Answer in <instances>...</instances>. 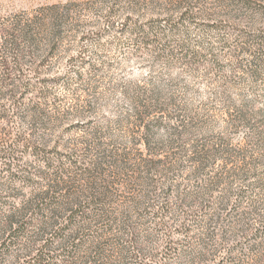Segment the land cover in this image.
I'll return each mask as SVG.
<instances>
[{
	"label": "rangeland",
	"instance_id": "374dc122",
	"mask_svg": "<svg viewBox=\"0 0 264 264\" xmlns=\"http://www.w3.org/2000/svg\"><path fill=\"white\" fill-rule=\"evenodd\" d=\"M189 1L192 15L182 0H0V148L30 140L11 145L9 160L0 152V215L63 175L56 205L77 199L88 211L91 191L105 190L110 219L130 210V257L118 261L105 235L108 264H226L233 245L239 264H264V237L242 249L264 227L243 213L254 201L264 215V0ZM58 4L72 11L57 38L41 31L33 43L18 40V51L5 43ZM236 202L245 208L210 238L205 213ZM106 224L90 226L99 233ZM112 233L129 239L117 223ZM88 240L53 243L51 263L67 251L93 255ZM24 241L1 264H28L37 246Z\"/></svg>",
	"mask_w": 264,
	"mask_h": 264
},
{
	"label": "trees",
	"instance_id": "16d2710c",
	"mask_svg": "<svg viewBox=\"0 0 264 264\" xmlns=\"http://www.w3.org/2000/svg\"><path fill=\"white\" fill-rule=\"evenodd\" d=\"M124 1L135 5L143 3L144 1L155 2L156 0ZM188 1L189 0H182V3L185 4H183V7L186 8L184 14L192 15L195 8H193V6L191 7L189 3L186 5ZM164 2L166 4L170 3L175 7L180 6V0H164ZM69 6L70 5L68 4L42 6L39 10V13L31 18H28L24 22V24L21 25V28H18V33L13 34L12 39H9L8 42L5 41V43L10 44L11 49L18 51V40H21V42L25 41L27 43H33L36 36H39L41 31L42 33H46L48 35L50 32L52 37L55 36V38H57V35L59 36L60 34V27H63L70 20L69 12H71L72 10L69 9ZM41 13L44 14V16H42ZM18 137L15 143L7 144V141L6 144L2 145V148H0V152L4 151L5 155L2 156V158L8 160L10 159V155L12 154L9 153L10 150H8V148H10V146L13 144L14 146L21 145L24 148L30 146V140L27 139V141L23 142L20 140H25V138H22L21 135H18ZM208 156L214 157V154L211 153ZM195 160L199 162V164L202 163L200 166L201 168H206L207 163L204 162L205 160L203 157L198 156ZM150 161L151 160L145 159L142 160L141 163H147V165H149ZM103 162L104 161L100 159V156H98L95 163H93L94 169H100ZM11 165L14 164L12 162L10 164H6L5 169L11 171V169L13 168V166ZM62 176L63 175H54V177L52 176L48 178L46 185L42 190L36 192L35 195L29 196V198L22 200L18 206L8 208L3 215H0V264L4 260L3 257L10 255L13 246H15L18 241L22 239L25 240L24 243L28 247H30L32 243H36L37 246V248H35V252H32L34 255H32L31 260L28 261V264H57L51 263L54 258L57 257V255H55V252L52 251V244L58 242L59 246H57V248L55 249H60L66 241L75 243L76 239H78L80 242L85 236H87V238L89 239L88 241L91 240L93 244V255H83L75 257V255L71 256L70 252L67 251L68 253H65V255H63L64 257L68 258L63 259L60 264H108L109 261H113L111 260V257L110 255H108L107 251L104 250L101 242V240L104 239L105 235L113 237L114 245H117L116 251L118 252V261H125L128 257H130L128 248L131 246L130 244L134 245V243L136 242L135 236L132 233L134 224L132 217L129 216L130 210L122 209V211H120L122 216L121 218H118L116 220L110 219L111 216H109L107 210H105L106 204L109 203V197L104 193L105 190L99 191L98 193L91 191V194L88 195V211L82 210V201H78L77 199L75 200L73 198L72 199L74 201L70 202L72 203V205L69 202L67 204L64 203V207H61L60 204L56 205V201L52 198V196L56 197V194L62 196L60 198H63L65 196V193L63 191L65 189L64 182L66 181H64V178H62ZM228 204L229 203H223L219 206H216L211 211L209 209V212L205 213L204 220L208 222L210 227H212V230H209L208 233L210 238L214 234L213 230L215 229L216 224L220 222L223 223L227 215L231 216L233 214V217L237 216L238 211L245 208V206L242 205L241 202H236L234 205H231L229 211H226L228 209ZM256 210L257 206L253 201L252 203L247 205L246 211L243 210V213L245 214L251 212L252 214L257 215L256 221L259 217L264 219V215H261ZM161 211L163 213H167L169 209L166 206H161ZM205 211L207 210L205 209ZM242 218L243 216L237 218L236 223H238ZM262 219L258 220L260 224L263 223ZM99 221L106 222L107 224L104 228L101 226V228L103 229L98 233L97 229L92 230L90 225L91 223H99ZM62 222H64L63 226ZM113 223L118 224V232L121 231L122 234L124 232L128 233L129 239L125 244L119 242V239L121 238L120 235H115L112 233ZM30 227H33L35 229V231H32L33 233L31 234L28 233ZM253 230L254 232L251 234L252 236L247 239L246 243L242 244V246H245L242 249H250V251H254L255 246H257L256 248H258V244L264 237V227L255 226ZM130 236H132L131 240ZM233 246L228 249V252L226 254V259L224 260L226 264H239L238 261L240 259H236V256L234 257V253H232L234 252L235 248L238 247ZM75 247L76 246H74V248ZM239 247H241V245H239ZM73 250L75 251V249ZM256 251L260 250L258 249ZM201 256H204V252Z\"/></svg>",
	"mask_w": 264,
	"mask_h": 264
}]
</instances>
